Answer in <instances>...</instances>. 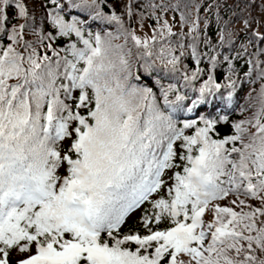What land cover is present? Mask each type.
<instances>
[{
	"label": "snow or ice",
	"instance_id": "snow-or-ice-1",
	"mask_svg": "<svg viewBox=\"0 0 264 264\" xmlns=\"http://www.w3.org/2000/svg\"><path fill=\"white\" fill-rule=\"evenodd\" d=\"M0 264H264V0H0Z\"/></svg>",
	"mask_w": 264,
	"mask_h": 264
}]
</instances>
